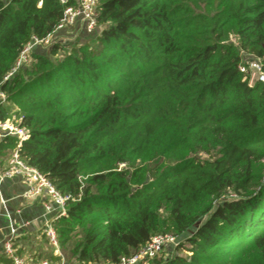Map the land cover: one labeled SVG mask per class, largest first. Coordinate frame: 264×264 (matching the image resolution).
Instances as JSON below:
<instances>
[{
  "label": "trees",
  "instance_id": "obj_1",
  "mask_svg": "<svg viewBox=\"0 0 264 264\" xmlns=\"http://www.w3.org/2000/svg\"><path fill=\"white\" fill-rule=\"evenodd\" d=\"M63 6L0 0V80L31 37L53 31ZM96 23L95 46L52 42L55 66L31 51L1 86L29 133L20 157L73 198L52 222L62 256L115 262L208 211L186 236L189 256L145 262L232 264L226 244L252 237L264 216V179L254 188L264 174V84L240 70V52L264 58V0H99ZM26 66L28 82L18 76ZM16 142L0 139V170ZM227 190L234 196L212 206ZM0 262L11 263L3 252Z\"/></svg>",
  "mask_w": 264,
  "mask_h": 264
},
{
  "label": "built area",
  "instance_id": "obj_2",
  "mask_svg": "<svg viewBox=\"0 0 264 264\" xmlns=\"http://www.w3.org/2000/svg\"><path fill=\"white\" fill-rule=\"evenodd\" d=\"M63 4L62 15L59 18L52 32L42 38L31 37V39L23 45L15 58L11 68L4 74L0 80V108L7 99V93L3 90L2 83L10 79L20 67L26 64L30 59V53L35 44H50L51 35L59 29L67 28V26L75 25L80 22L84 29L89 32L96 26V17L99 11V0H59ZM241 69V68H240ZM249 81L264 82V73L260 64L254 63L251 66ZM249 84H251L249 82ZM6 135L16 137V145L6 159L5 167L0 170V182L6 179L19 177L23 190L21 197L25 200L39 199L42 207V218L40 223H33L34 228H38L40 233L44 234L53 246V255L58 259L50 258L37 259L32 258L31 262L35 264H69L62 256L58 244L55 230L52 222L57 218L66 214V204L69 199H73L69 194L61 193L38 169L27 164L19 155V148L23 141L29 138L27 129L18 124L13 119H0V139ZM0 201H4L0 196ZM19 213L18 211H16ZM9 233L2 243V252L10 258V264H29L26 263L25 257L20 255L13 246L14 239L18 236V230L29 226L30 221H21L16 223L14 219L10 220ZM179 244L177 235L170 233H159L152 235L143 245H141L134 253L121 256L115 262L104 261L94 264H140L147 259H151L165 249H173Z\"/></svg>",
  "mask_w": 264,
  "mask_h": 264
},
{
  "label": "rangeland",
  "instance_id": "obj_3",
  "mask_svg": "<svg viewBox=\"0 0 264 264\" xmlns=\"http://www.w3.org/2000/svg\"><path fill=\"white\" fill-rule=\"evenodd\" d=\"M76 24V23H75ZM101 27L96 24V26L89 32H87L84 27L81 25V23L78 21V24L67 26V28L56 30L51 35V43L52 42H59L62 44L65 48H68L74 43L83 44L87 43L90 46L96 45V36L99 34ZM228 42H231L236 45L237 38L234 34L230 33L227 38ZM50 43V44H51ZM50 44H35L32 48L34 52H38L46 56L52 66H55L56 63L61 59V54L57 53L55 55L49 54V48ZM242 63L241 69L243 73V78L246 80L249 79V74L251 72V66L254 63L260 64L262 71L264 73V58L256 57L252 54L246 53V52H240ZM30 64V63H29ZM28 64V65H29ZM27 65V66H28ZM27 66L19 72L18 76H21V79L23 81H30L32 80L35 75H31L27 72ZM19 71V70H18ZM16 72V74L18 73ZM251 84L254 82L249 81ZM264 84V82H263ZM4 105L9 107V118L13 119L14 121L18 122L20 120V112L17 104L12 101H7L4 103ZM260 154L264 153V148H260V151H258ZM259 162V164L257 163ZM256 162L257 165L262 167V170L264 169V159H259ZM261 164V165H260ZM119 166H123V164H119ZM261 179L258 182V184L254 187L255 190H257L258 186L262 184V181L264 179V174H262L261 171ZM264 185L260 186L259 188L263 187ZM0 192L4 198H7L11 196L14 193V190H12L7 184L6 180H2L0 183ZM234 194L230 192L229 190L223 192L220 194V196L212 199V206H215V204L222 199H228L230 197H233ZM202 205L195 208L194 212H199L202 209ZM212 207L209 209L211 210ZM12 212V211H10ZM207 213L201 214L197 218V220L194 222L192 226L189 227V229L185 230L184 232L177 235L179 238V244L176 248L173 249H166L164 252L160 253L158 256L162 257L164 260H168L171 257L175 255H181V256H189L190 252L188 251L189 243L186 240V236L190 234L191 230L194 228V226L201 223L207 216ZM11 218H14L15 222L18 223V218L15 216L12 212ZM8 225V219L5 216L3 209L0 210V228H4V231L7 230ZM256 228V229H254ZM253 229H250L249 231L252 234V237H238L231 241H229L226 245L227 248L230 249V258L232 260V264H261L264 262L263 259V249H264V216L260 218L258 225H256ZM36 232H32L25 236L23 239L19 240L15 246L18 248L20 246L23 253H20L22 256H26L29 258H48L50 254H53V246L50 244L49 240L46 238L44 234H40V230L36 228ZM173 234L172 232H166ZM21 252V251H20ZM152 264V261L149 262H143L142 264ZM35 264V263H34ZM69 264H76L73 261H70Z\"/></svg>",
  "mask_w": 264,
  "mask_h": 264
},
{
  "label": "crops",
  "instance_id": "obj_4",
  "mask_svg": "<svg viewBox=\"0 0 264 264\" xmlns=\"http://www.w3.org/2000/svg\"><path fill=\"white\" fill-rule=\"evenodd\" d=\"M78 24V22H76ZM75 24V25H76ZM74 25V26H75ZM1 183V182H0ZM6 184L14 190V193L7 197L4 198L0 192V196L3 199L4 203L2 204L0 201V210L3 209V212L5 216L8 219V225H7V230L4 231V228H0V253H2V243L4 239L8 236L9 233V226H10V220L14 219L11 218V214L17 216V220L20 223L21 221H26L29 220L30 224L24 229H19L18 230V236L19 238L16 242L19 240L23 239L25 236L32 232H36L35 234L38 235L37 230L34 228V222L35 223H40V219L43 217L42 216V207L39 199H32V200H25L21 197V193L23 190V184L20 180L19 177H15L13 179H6ZM12 211V212H10ZM18 211L19 213H17ZM41 234V233H40ZM20 247V246H18ZM20 253H23L22 250ZM19 253V254H20ZM26 259V263L29 264H34V262H31L32 258L23 256ZM0 264H3L0 262Z\"/></svg>",
  "mask_w": 264,
  "mask_h": 264
}]
</instances>
